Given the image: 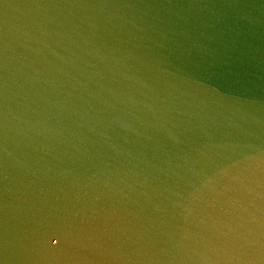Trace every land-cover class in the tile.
I'll return each instance as SVG.
<instances>
[{
	"label": "water",
	"instance_id": "water-1",
	"mask_svg": "<svg viewBox=\"0 0 264 264\" xmlns=\"http://www.w3.org/2000/svg\"><path fill=\"white\" fill-rule=\"evenodd\" d=\"M0 71V264H264V0H0Z\"/></svg>",
	"mask_w": 264,
	"mask_h": 264
},
{
	"label": "snow or ice",
	"instance_id": "snow-or-ice-1",
	"mask_svg": "<svg viewBox=\"0 0 264 264\" xmlns=\"http://www.w3.org/2000/svg\"><path fill=\"white\" fill-rule=\"evenodd\" d=\"M4 92V77L2 71H0V101H2ZM2 127L3 121H0V128ZM247 154L248 153H241L238 158L231 159L230 162L222 163L220 166H218L211 176L204 177L198 185H195L193 187L192 191L188 194V197L186 198V202L179 204V206L186 207L192 212H195L197 210L199 202L204 199L207 189L209 187H223L238 178L232 171V162L239 163L242 159L249 158ZM262 163H264V161H262Z\"/></svg>",
	"mask_w": 264,
	"mask_h": 264
},
{
	"label": "clouds",
	"instance_id": "clouds-1",
	"mask_svg": "<svg viewBox=\"0 0 264 264\" xmlns=\"http://www.w3.org/2000/svg\"><path fill=\"white\" fill-rule=\"evenodd\" d=\"M237 180H238V182L240 183V186H241V187L246 188V189H247L248 191H250V192L253 191V189H251L250 187H248L247 185H245V184L243 183V181H239V178H237ZM256 222H257L258 225H262V226H264V221H261V220H258V219H257Z\"/></svg>",
	"mask_w": 264,
	"mask_h": 264
}]
</instances>
